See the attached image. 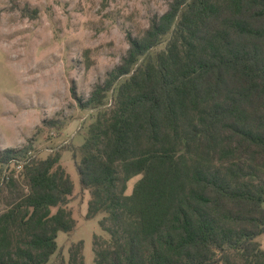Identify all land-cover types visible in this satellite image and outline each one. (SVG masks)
I'll return each mask as SVG.
<instances>
[{
  "label": "trees",
  "instance_id": "obj_1",
  "mask_svg": "<svg viewBox=\"0 0 264 264\" xmlns=\"http://www.w3.org/2000/svg\"><path fill=\"white\" fill-rule=\"evenodd\" d=\"M127 40L84 102L70 88L96 110L72 153L105 234L92 264H264V0H170ZM60 160L6 169L0 264H86L82 241L56 253L75 224Z\"/></svg>",
  "mask_w": 264,
  "mask_h": 264
},
{
  "label": "rangeland",
  "instance_id": "obj_2",
  "mask_svg": "<svg viewBox=\"0 0 264 264\" xmlns=\"http://www.w3.org/2000/svg\"><path fill=\"white\" fill-rule=\"evenodd\" d=\"M169 1L0 0V157L8 150H31L14 155L20 162L0 163V182L8 167L27 157L60 151L61 166L73 182L67 207L75 221L72 232L57 237L56 253L65 261L70 246L82 241L84 261L92 264L93 237H105L101 216H86L89 195L72 160L96 110L81 108L70 88L84 102L125 55L127 35L140 34ZM136 180L128 182L126 194ZM9 192L0 195V210L12 199ZM257 241L264 249V234Z\"/></svg>",
  "mask_w": 264,
  "mask_h": 264
},
{
  "label": "built area",
  "instance_id": "obj_3",
  "mask_svg": "<svg viewBox=\"0 0 264 264\" xmlns=\"http://www.w3.org/2000/svg\"><path fill=\"white\" fill-rule=\"evenodd\" d=\"M20 167H21V165H20V164H18V166H17L16 168L20 169Z\"/></svg>",
  "mask_w": 264,
  "mask_h": 264
}]
</instances>
